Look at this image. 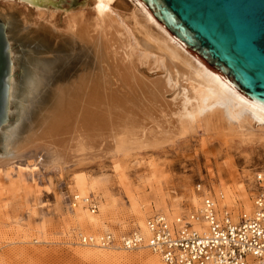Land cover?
Returning <instances> with one entry per match:
<instances>
[{"label":"rangeland","instance_id":"1","mask_svg":"<svg viewBox=\"0 0 264 264\" xmlns=\"http://www.w3.org/2000/svg\"><path fill=\"white\" fill-rule=\"evenodd\" d=\"M18 2L11 5L0 0V19L9 24L17 75L14 112L11 123L0 134V155L13 152L16 142L35 118L33 115L46 104L45 99L56 85L76 79L82 72L94 70L91 54H85V44L66 32L67 19L71 14L82 11L86 20L92 23L95 17L92 0H86L83 7L78 4L68 10L41 7L42 10ZM139 9L134 1L121 0L113 5V15L125 21V26L130 29L132 26L127 20L131 12L138 10L140 17L145 19V14ZM149 24L163 34L155 24ZM165 62L174 78L189 70L170 57ZM68 67L70 73L61 76ZM157 72L161 70L148 73L151 78L162 75ZM32 77L36 80L42 78L43 83L33 86L32 97L27 103L24 95L29 93L28 81ZM169 97L173 95L169 94ZM8 127L12 131L5 135ZM257 129L263 131L260 127ZM204 132L199 129L186 142L165 150L143 152L138 160L125 164L116 157L81 166L66 164L58 153L44 147L35 150L33 155L14 160L10 166L2 167L0 264H145L135 257L146 250L111 248V253L131 257L121 262L84 257L80 252L86 246L81 243L79 235L105 230L119 235L139 229L136 208L140 209L145 221L156 213L177 216L184 209H196L201 204L202 193L197 191L199 185L205 192L216 196L222 192L227 200L224 204L236 214L242 210L249 212L251 208L247 211L244 195L247 191L252 206L256 172L264 171V149L262 146L237 148L235 143L225 145L218 138L207 137ZM203 143L207 144L209 157L214 161L212 164L207 165V158L201 155ZM228 157L233 163L226 162ZM154 167L157 169L155 175L152 172L156 171ZM90 179L96 181V190L94 188L84 196L94 195L100 207L96 213H91L87 207L84 209H87L88 218L100 214L103 226L97 230L92 224L81 223L75 217L77 208L70 207L69 198L81 193L83 184ZM133 201L137 202L136 208Z\"/></svg>","mask_w":264,"mask_h":264},{"label":"bare ground","instance_id":"2","mask_svg":"<svg viewBox=\"0 0 264 264\" xmlns=\"http://www.w3.org/2000/svg\"><path fill=\"white\" fill-rule=\"evenodd\" d=\"M2 1L12 5L18 0ZM117 1L121 0H92L95 10L92 23L86 20L82 11L68 16L66 32L85 44V54H91L94 70L82 72L76 79L61 82L52 89L45 99L46 104L33 115L35 118L16 142L13 152L0 155V171L2 167L13 164L14 160L33 155L35 150L44 147L58 153L66 164L81 166L115 157L125 164L134 159L138 160L143 152L165 150L169 146L171 148L182 141L190 140L199 129H203L207 137L218 138L225 145L235 143L237 148L262 146L264 149V106L248 98L223 75L190 51L142 0L130 1H134L141 12H144L142 14H145V19L140 17L138 10H134L127 20L132 26L128 29L125 21H120L113 15V5ZM149 22L155 24L163 34L156 31ZM12 55L15 62L10 79L11 119L17 87L14 47ZM168 57L184 64L189 69L188 72L184 75L178 74L176 78L172 77L165 62ZM157 69L161 70L157 74L162 75L151 78L148 72ZM69 73L70 67L61 76ZM33 77L28 81L29 93L24 95L27 103L32 97V89L43 83L42 78L36 80ZM46 80L50 79L46 77ZM169 94L173 97L168 98ZM10 123L11 120L2 128L1 133ZM257 127L263 131L259 132ZM8 128L5 135L12 131ZM206 145L203 143L201 155L207 158L209 165L208 163L212 164L214 161L209 157ZM226 162L233 163L231 157ZM215 167L217 168L216 165ZM152 172L155 175L157 169ZM95 185L94 179L83 184L81 193L72 195L75 200L70 201V207L77 208L75 217L81 223L92 224L94 230H97L103 226L100 214L89 219L86 210L96 213L100 207L99 201L94 195L84 196ZM197 191L199 192L198 187ZM255 192L252 206L247 191L245 195L242 194L247 200V211L251 208L249 212L242 210L236 214L231 207L224 204L227 200L222 192L217 196L205 191L199 192L202 196L201 204L197 208L201 207L208 194L216 200L219 211L228 210L231 220L236 221L242 216L250 217L254 214ZM88 197L96 202L95 211L90 208L89 200H84ZM136 203H132L135 208ZM192 209H184L182 213ZM134 211L139 226V229L134 230L139 231L144 238L141 247L128 248L124 244L125 237L133 230L119 235L105 230L97 234H80V241L86 246L80 254L88 258L121 262L130 260L131 257L111 253V248L146 250L135 259L142 260L145 264H165L160 254L147 247V241L152 234L148 227L149 217L145 221L140 209L138 211L136 208ZM163 214L170 220L179 215ZM108 235H111L112 240H109ZM83 236L92 240L83 242Z\"/></svg>","mask_w":264,"mask_h":264},{"label":"water","instance_id":"3","mask_svg":"<svg viewBox=\"0 0 264 264\" xmlns=\"http://www.w3.org/2000/svg\"><path fill=\"white\" fill-rule=\"evenodd\" d=\"M25 1L46 9L86 5V0ZM142 1L190 51L264 106V0ZM8 29V23L0 19V134L11 120L10 79L15 61Z\"/></svg>","mask_w":264,"mask_h":264},{"label":"built area","instance_id":"4","mask_svg":"<svg viewBox=\"0 0 264 264\" xmlns=\"http://www.w3.org/2000/svg\"><path fill=\"white\" fill-rule=\"evenodd\" d=\"M254 182L252 216L232 221L230 212L219 211L214 197L207 194L201 207L181 213L174 220L163 213L149 217L152 234L147 247L160 254L165 264H264V173L257 172ZM198 190L204 192L201 185ZM88 198L84 200H89L95 211L96 202ZM69 199L72 202L75 197ZM108 237L112 240L111 235ZM82 240L92 238L83 236ZM143 242L136 230L124 240L128 248H139Z\"/></svg>","mask_w":264,"mask_h":264},{"label":"flooded vegetation","instance_id":"5","mask_svg":"<svg viewBox=\"0 0 264 264\" xmlns=\"http://www.w3.org/2000/svg\"><path fill=\"white\" fill-rule=\"evenodd\" d=\"M2 1V0H1ZM19 1V0H18ZM61 2H62V0H60ZM61 2H60V4H61ZM18 3H22V2H18ZM24 3H26L28 6H33V5H31V4H29V3H27V2H24ZM33 7H35V6H33ZM35 8H40V9H42L41 7H35ZM43 10V9H42Z\"/></svg>","mask_w":264,"mask_h":264}]
</instances>
